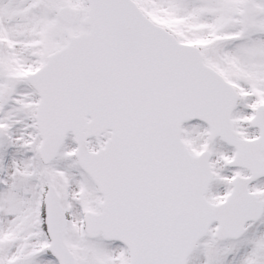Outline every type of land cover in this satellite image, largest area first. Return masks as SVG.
<instances>
[{"label": "snow or ice", "instance_id": "snow-or-ice-1", "mask_svg": "<svg viewBox=\"0 0 264 264\" xmlns=\"http://www.w3.org/2000/svg\"><path fill=\"white\" fill-rule=\"evenodd\" d=\"M0 264H264V0H0Z\"/></svg>", "mask_w": 264, "mask_h": 264}]
</instances>
